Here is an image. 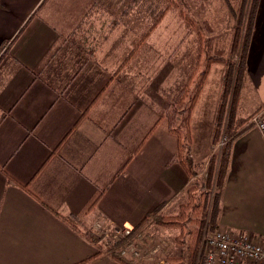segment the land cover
<instances>
[{
    "label": "crops",
    "instance_id": "0c3cea01",
    "mask_svg": "<svg viewBox=\"0 0 264 264\" xmlns=\"http://www.w3.org/2000/svg\"><path fill=\"white\" fill-rule=\"evenodd\" d=\"M92 5L0 0V264H120L59 215L132 229L143 258L131 260L169 264L173 256L148 250L152 221L180 215L212 155L224 71L205 101L208 75L193 109L190 173L164 118L172 102L155 74L137 70V56L124 63L117 21L109 32ZM256 6L242 121L264 108V0ZM219 224L264 241V140L254 126L233 147Z\"/></svg>",
    "mask_w": 264,
    "mask_h": 264
},
{
    "label": "rangeland",
    "instance_id": "374dc122",
    "mask_svg": "<svg viewBox=\"0 0 264 264\" xmlns=\"http://www.w3.org/2000/svg\"><path fill=\"white\" fill-rule=\"evenodd\" d=\"M54 2L56 0H50V6ZM108 2L113 4L109 8L104 6V0H93V16L98 12L99 8L106 11H103L102 16L97 15L93 18L99 19L101 23H107L109 32L117 21L119 25L117 29L118 33H115L113 39H117L121 43L120 53L126 57L133 49L138 47L137 52L130 61L136 56L138 57L134 61V65L137 70L143 73V77H147V74L156 75L157 89L161 88L164 94L160 95V97L165 99L167 104H169V101L173 102L185 90L186 86H188L189 95L193 96L197 84L202 78V73L206 71L207 75L205 76L200 94L210 73L205 101L210 100L217 94L218 81H221V75H223L224 71L222 99L225 76L229 71L228 64L217 62L210 66L207 56L211 54L213 57H219L224 54L227 59L230 54V47L238 31L240 32V41L237 54L246 52L252 24L247 23V20L249 22L248 17L252 10L253 0H108ZM113 33L111 32V34ZM222 50L225 51L222 52ZM245 58L247 62L248 56H245ZM238 60L237 56V64L235 66H238ZM213 66H216V68L213 69ZM232 69L234 74H236V68ZM244 76L245 73L243 77L241 76L242 83ZM186 104L184 107L187 106ZM158 109L160 110L161 108L158 106ZM192 112L189 121L191 137L190 157H192ZM250 119L243 120V122L250 121ZM240 121L242 122V120ZM175 124H181V122L178 123L176 121ZM216 125L217 122L215 123ZM224 139V136H222V143L218 147H215L212 141V155L209 158L208 164L201 168L204 170L202 178H199L201 181L206 178L211 157L215 154H220ZM155 220L156 217L152 222H154L156 228L150 232V234L152 233V240L150 241V238L148 240L149 244H151L148 250L152 251L154 257L173 256L169 260V264H193V260L190 258V251L188 250V233L195 229L196 226L191 223L182 230L180 227L161 226L156 224ZM93 230L96 231V228L93 227ZM214 231L209 228L205 229L198 254L201 262L205 240ZM114 233L110 237L102 239L100 249L106 247L110 251L112 245H116ZM130 238L121 240V243L118 241L120 244L117 247L119 249L117 252L122 254L125 251L124 257L128 260L133 258L135 261L143 258L140 251L133 246L132 238ZM163 241L166 244L161 247ZM107 242L111 243L109 244L111 246L106 245ZM160 251H169V253L163 252L162 254ZM198 259L195 264H198Z\"/></svg>",
    "mask_w": 264,
    "mask_h": 264
},
{
    "label": "trees",
    "instance_id": "16d2710c",
    "mask_svg": "<svg viewBox=\"0 0 264 264\" xmlns=\"http://www.w3.org/2000/svg\"><path fill=\"white\" fill-rule=\"evenodd\" d=\"M257 2L258 0H253L252 10L248 17L249 22L247 20V23L249 24L252 23ZM239 33L240 32L238 31L235 36L227 59L224 54L219 57H213L211 54L207 56V61L210 66L213 63L225 62L228 64L227 66L229 68V71L225 76L224 91L217 112V125L215 126L212 138L213 145L218 147L222 143V136H224L225 139L222 145V150L220 151V154H215L211 157L207 168L206 178L202 179V181L196 179L192 187L189 188L188 202L181 207L180 215L177 217L156 216L155 220L156 224L161 226L180 227L182 230L191 223L196 226L195 229L188 233V250L190 251V258L193 260V264L196 263L197 258H199L198 261L201 262L198 254L205 229L209 228L212 231H216L220 228L219 219L222 210V198L231 169L233 147L235 142L252 127V125L248 123L249 121L241 122L237 117V106L242 86L241 76L243 77L244 74L246 59L245 51L244 53L241 52L239 55L237 54L240 41ZM137 50L138 47L133 49V51L126 57L124 63L129 62ZM224 51L225 50H222V52ZM237 56L239 59L238 66H235L237 64ZM234 67L236 68V74H234L232 69ZM206 75L207 71L202 73V78L197 84L193 96L189 95L188 86H186L185 90L172 102L171 112H167L164 116L168 122L170 132L175 134L178 139V152L176 159L189 172L190 170L188 167H191L193 163L192 158L190 157V115L199 97ZM185 104L187 105L186 107H184ZM176 121H178V123L181 122V124H175ZM59 216L71 227L81 232L88 241L100 248L102 239L106 237L103 233L94 231L93 227H88L83 224V222L77 217ZM151 216L155 215L152 214L148 217ZM121 242L122 241L120 240V243ZM120 243L117 242V246L112 245V248L109 251L111 257L120 264H136L134 261L126 259L120 252H117V247ZM107 244L109 245L111 243L107 242L106 245ZM202 256L201 264H203ZM199 262L197 263L199 264Z\"/></svg>",
    "mask_w": 264,
    "mask_h": 264
},
{
    "label": "built area",
    "instance_id": "2783aa9c",
    "mask_svg": "<svg viewBox=\"0 0 264 264\" xmlns=\"http://www.w3.org/2000/svg\"><path fill=\"white\" fill-rule=\"evenodd\" d=\"M249 124L261 133L264 140V108L252 116ZM94 228L106 237L115 232L114 242L128 239L133 232L123 227L110 229L101 222H97ZM124 254L125 251L122 252ZM203 264H264V241L248 232L220 227L205 240Z\"/></svg>",
    "mask_w": 264,
    "mask_h": 264
}]
</instances>
